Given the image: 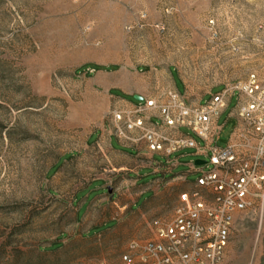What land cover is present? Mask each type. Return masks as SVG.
<instances>
[{"label":"rangeland","instance_id":"1","mask_svg":"<svg viewBox=\"0 0 264 264\" xmlns=\"http://www.w3.org/2000/svg\"><path fill=\"white\" fill-rule=\"evenodd\" d=\"M253 74L264 81V0H0V264H121L150 231L86 230L128 163L108 137L87 146L89 133L112 126L124 97L176 84L205 102ZM236 103L219 116L221 148ZM172 156L175 173L201 158ZM83 195L91 203L78 210ZM224 264H264V203L236 214Z\"/></svg>","mask_w":264,"mask_h":264},{"label":"built area","instance_id":"2","mask_svg":"<svg viewBox=\"0 0 264 264\" xmlns=\"http://www.w3.org/2000/svg\"><path fill=\"white\" fill-rule=\"evenodd\" d=\"M212 91L206 93L209 100L194 103L186 89L157 88L138 104L111 112L113 132L120 139L130 140L139 131V142L162 156L152 165L166 181H187L188 173H200L192 188L180 193L172 217L152 218L150 236L130 240L121 264H224L236 214L264 203V81L253 74L244 83ZM235 93L230 117L237 125L221 148L216 144L222 130L219 116ZM184 149L207 163L194 161L188 173H175L180 161L172 155ZM205 165L212 167L204 171Z\"/></svg>","mask_w":264,"mask_h":264},{"label":"crops","instance_id":"3","mask_svg":"<svg viewBox=\"0 0 264 264\" xmlns=\"http://www.w3.org/2000/svg\"><path fill=\"white\" fill-rule=\"evenodd\" d=\"M147 79L153 80L151 76ZM155 82V84L159 83L158 80ZM202 97L192 102H199ZM124 101L128 106L139 103L125 97ZM131 136L130 140L120 139L113 132V127L106 125L105 129L99 128L91 131L86 138V145L92 146L97 144L101 138L108 137L111 149L124 153L128 159V163L117 166L123 174L115 190L112 193L103 194L107 195L103 197V200L98 201L97 208L105 212L102 223H92L86 229L87 231L96 226L113 223L108 229H113L119 224L127 234L141 233L148 228L149 218L172 217L174 207L180 202V193L190 190L194 185L195 179L188 180V175L187 181L183 179L166 181L164 173L155 171L152 165L153 159L162 161L163 158L160 159L162 156L158 153H151L144 141L139 142V131L132 132ZM115 141L120 149L115 147ZM88 199L87 195H83L80 200L74 198L78 210L82 205L84 207L88 204Z\"/></svg>","mask_w":264,"mask_h":264},{"label":"water","instance_id":"4","mask_svg":"<svg viewBox=\"0 0 264 264\" xmlns=\"http://www.w3.org/2000/svg\"><path fill=\"white\" fill-rule=\"evenodd\" d=\"M134 96H135V99L138 100V101H142L143 100V96H141V95L136 94ZM195 163L197 165H204V164L207 163V160H205V159H196ZM108 190H109V192H111L112 191L111 187Z\"/></svg>","mask_w":264,"mask_h":264},{"label":"trees","instance_id":"5","mask_svg":"<svg viewBox=\"0 0 264 264\" xmlns=\"http://www.w3.org/2000/svg\"><path fill=\"white\" fill-rule=\"evenodd\" d=\"M85 67H88V68H90L91 66L90 65H87V66H85ZM85 67H82L81 69H77V72L78 71H82ZM101 66H95V68H100ZM103 68H105V69H107V70H113V69H117L118 68V66L117 65H110V66H107V67H103ZM56 245H58V243H55ZM54 246V245H53ZM57 248H59V247H56L55 249H57Z\"/></svg>","mask_w":264,"mask_h":264}]
</instances>
